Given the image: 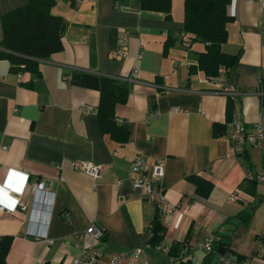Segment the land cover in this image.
I'll list each match as a JSON object with an SVG mask.
<instances>
[{"label": "crops", "instance_id": "obj_1", "mask_svg": "<svg viewBox=\"0 0 264 264\" xmlns=\"http://www.w3.org/2000/svg\"><path fill=\"white\" fill-rule=\"evenodd\" d=\"M26 3L0 0V39L2 15ZM50 12L66 28L62 48L39 62V76L0 58V237L12 235L6 264H69L84 246L106 264L109 254L144 246L157 208L128 180L137 156L146 170L163 159L156 185L166 201L165 249L146 248L141 258L172 264L169 248L189 234L194 264H264V140L235 153L227 127L233 120L264 126V0L227 4L233 19L222 51L238 60L218 76L197 67L205 43L182 34L183 0H171L169 16L139 0H54ZM72 70L131 78L127 101L114 111L127 125L126 143L102 132L99 92L70 84ZM80 159L101 164V175L75 170ZM188 175L211 183L210 193L199 194ZM38 181L50 183V196L35 199ZM91 223L104 228L101 240L78 237ZM209 234L228 235L232 260L220 263L221 253L200 246Z\"/></svg>", "mask_w": 264, "mask_h": 264}, {"label": "trees", "instance_id": "obj_2", "mask_svg": "<svg viewBox=\"0 0 264 264\" xmlns=\"http://www.w3.org/2000/svg\"><path fill=\"white\" fill-rule=\"evenodd\" d=\"M229 2L230 0H183L181 32L187 35L188 41L205 43V50L197 55V67L207 76H218L222 67L230 68L238 60L237 54L222 51V44L227 39L226 24L233 19L226 14ZM53 4L54 0H27L26 4L2 15L0 58L7 59L12 70L29 71L32 75L39 76V62L62 48L61 36L66 28V21L50 12ZM139 5L142 9L165 11L170 15L171 0H139ZM170 42H165L164 53ZM66 80L72 85L98 90L96 116L102 132L109 134L120 145L126 143L127 125L124 122L118 123L114 111L117 104L127 101L130 81L123 77L79 70L70 71ZM218 128L217 124H213L214 135L220 133ZM187 179L195 185L199 194L206 196L210 193L211 183L197 175H188ZM146 231L151 233L147 238L151 248L162 246L165 227L158 209ZM226 238L228 235H215L209 252L229 253ZM11 242L12 235L0 237V264H6ZM167 254L172 259V264H194L188 255L189 234L181 242L173 243Z\"/></svg>", "mask_w": 264, "mask_h": 264}, {"label": "built area", "instance_id": "obj_3", "mask_svg": "<svg viewBox=\"0 0 264 264\" xmlns=\"http://www.w3.org/2000/svg\"><path fill=\"white\" fill-rule=\"evenodd\" d=\"M124 55V51L121 52ZM129 78L128 80H130ZM219 84L222 82V78H218ZM217 84V85H219ZM223 91L222 88L219 89ZM259 93V92H258ZM229 129L228 139L231 143L232 149L235 153L241 154L245 149L250 147H257L264 140V126L260 123H255L251 127H248L245 123L239 120H233L227 123ZM72 166L75 170L82 172L92 178L99 177L102 172L103 166L99 163L88 159H80L72 162ZM164 175V162L162 158L156 157L153 163L150 165V169L146 170L145 161L142 156L135 157L130 163V169L128 173V180L133 187L141 190V197L145 200H149L158 210L166 207L165 196L163 190L156 185ZM121 181H117V185ZM44 182L38 181L32 184L34 190V197L36 200L40 199V194L43 196L45 192L48 196L51 194L46 187L44 188ZM19 192V190H17ZM14 202L9 205L10 208L15 209L16 204H19V199L14 198ZM42 199V197H41ZM229 199H234V195L229 196ZM169 211H172L175 206L170 205ZM105 230L102 226L95 223H91L83 233L78 234L80 239H84L89 236L95 240H101L104 237ZM151 236V233L147 231V238ZM262 241L259 250V256L264 262V234L262 235ZM215 239L214 234L207 235L200 246L207 251L212 249V245ZM151 248V245L146 241L142 247H134L130 250H121L117 253L107 255L106 264H149L145 259L141 258V253L144 249ZM159 250H164V246L154 247ZM99 255L96 252L89 251L85 246L81 248L79 255L71 258L69 264H97ZM232 260V257L228 254H221L219 262L224 263ZM246 264V263H242Z\"/></svg>", "mask_w": 264, "mask_h": 264}, {"label": "water", "instance_id": "obj_4", "mask_svg": "<svg viewBox=\"0 0 264 264\" xmlns=\"http://www.w3.org/2000/svg\"><path fill=\"white\" fill-rule=\"evenodd\" d=\"M49 184H50V183H49L48 181H45V182H44V186H45V187H48ZM52 189H54V185L52 186Z\"/></svg>", "mask_w": 264, "mask_h": 264}]
</instances>
